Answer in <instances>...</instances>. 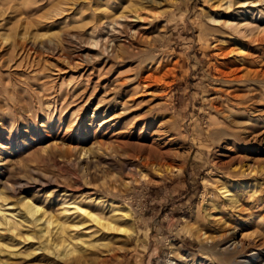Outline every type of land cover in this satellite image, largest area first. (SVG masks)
Returning <instances> with one entry per match:
<instances>
[{
  "label": "rangeland",
  "instance_id": "374dc122",
  "mask_svg": "<svg viewBox=\"0 0 264 264\" xmlns=\"http://www.w3.org/2000/svg\"><path fill=\"white\" fill-rule=\"evenodd\" d=\"M138 1L144 0H0V208L16 213L14 206L26 197L45 208L51 206L47 209L56 214L68 188H73L76 196H84L91 188L127 181L131 182V187L125 188L130 194L129 205L140 214L137 235L127 243L113 239V248L121 249L114 248L107 264H167L169 260L174 264H223L222 258L227 260L225 264H264V202L246 203L244 214L234 217L231 227L235 226L237 233L232 237L243 242V248L218 256L215 243L203 247L198 239L197 228L203 218L197 217V211L201 208L204 213L216 185L246 180L249 177L243 172L252 164L264 172L263 115L258 116V124L254 122L257 134L248 139L221 138L217 132L218 109L224 103L217 79L222 71L247 62L244 55L257 47L247 40L239 47L234 37L207 21L203 10L218 0H148L143 4L163 14L136 26L145 38L142 44L135 40L132 49L143 50V55H121L123 60L107 74L110 80L117 73L127 75L148 63L153 54L158 59L154 71L169 73L166 89L158 90L160 97L146 98L141 111L126 119L144 117L137 128L141 145L119 149L116 156L120 160L114 161V166L103 163L99 169L79 166L70 150L93 141L115 142L109 130L95 134L100 120L91 125L89 115V105L95 100L84 105L89 95L88 91L84 99L81 93L86 81L80 80L79 70L71 62L81 45L79 35L86 40L91 37L89 28L96 15L107 20ZM15 45L13 61L7 66ZM25 46H35L39 58L22 54ZM54 47L62 55H56ZM256 47L255 53L264 57V47ZM102 64L97 61L92 66L100 68ZM48 76L50 90L42 86ZM2 79L13 85L10 99L3 92ZM257 88L264 106V80ZM45 95L49 97L41 102ZM149 108L151 112H146ZM155 114L167 121L166 132H161L158 124L145 125ZM79 127L83 138L78 135ZM52 143L55 146L48 148ZM145 146L152 147L151 153ZM148 158L154 165L146 167ZM131 167L146 175V180L133 182L128 173ZM184 227L190 232L184 233ZM232 237L225 240L228 246L234 242ZM16 241L0 225V250L6 249L0 252L1 259L47 264L43 254L26 256L30 250ZM17 250L23 254H11Z\"/></svg>",
  "mask_w": 264,
  "mask_h": 264
},
{
  "label": "bare ground",
  "instance_id": "6f19581e",
  "mask_svg": "<svg viewBox=\"0 0 264 264\" xmlns=\"http://www.w3.org/2000/svg\"><path fill=\"white\" fill-rule=\"evenodd\" d=\"M148 2V0L131 2L119 15L110 19L109 16L106 17L109 20L105 18L101 20L102 18L96 15L93 25L88 27L91 37L86 40L79 35L81 45L71 62L79 70L80 80L86 81V88L81 91L84 99L89 91L84 105L92 99L95 100L94 105L92 103L89 105L91 125L100 120L97 123L98 129L95 130V134L98 130H109L115 137V142L112 143L93 141L89 146L77 145L70 149L79 166L95 169H99L103 163L114 166V161L120 160L116 156L119 149L127 145H141L138 141L140 135H137V128L144 122V117L133 118L129 121L126 119L141 111L146 98L152 101L160 97L158 90L166 89L164 83L169 73L164 71L163 75H159L154 71L156 69H153V66L158 61L154 54L149 58L148 63L141 64L138 69H132L127 75L117 73L112 80L107 77L114 65L123 60L121 55H143V50L132 49L135 40L141 41L142 44L145 38L136 26L163 16L160 12H155L143 5ZM203 11L207 21L219 26L218 30L221 29L229 33L232 38L234 37L235 44L239 47H242L243 40L257 45L255 47L258 49L264 47V23L261 22L264 19L261 16L264 13V0H218L212 2ZM86 26L81 28H87ZM99 30L106 31L95 36ZM127 42L130 45H127ZM255 47L244 55L243 60L247 62L229 71H222L217 79L220 85L219 96L224 102L222 108L218 109L217 132L221 138L236 140L237 137L242 136L248 139L254 133L257 134L254 122L259 123L258 116H264L263 99H260L262 94L257 88L264 80V57L255 53L257 52ZM16 48L17 45L11 47L7 66L13 61L12 55L15 54ZM54 48L56 55H62L59 54L58 47ZM20 52L25 56H30L33 60L40 56L35 46H25ZM1 55L0 47V57ZM132 57L135 58V56ZM97 61L103 63L102 67L92 66ZM50 78L48 76L42 81L44 83L42 86L48 87V90L51 89V82L48 81ZM12 86L10 81L2 79L3 92H6L8 96L6 99L12 97ZM49 95H45L44 98L42 96L41 102ZM151 110L152 108H149L146 112H151ZM166 122L163 117L160 118L158 114H155L148 122H145V125L158 124V129L166 132ZM81 129L82 127H79L78 135L83 138L85 136ZM47 146L50 148L55 144ZM146 148L149 153L153 150L152 147ZM144 164L149 167L151 164L154 165V162L148 158ZM245 172L243 173L249 177L248 180L232 179L234 181L226 182L223 180L224 182L220 184L217 181L219 185H216L213 193L211 192L209 202L204 207V213L200 211L201 208L197 211V217L203 218L197 228L198 239L203 247H206L205 244L215 243L216 246L213 244L216 249L215 254L218 256L230 250L237 251L239 247L243 248V242H238L232 237L237 233L235 226L231 227L234 217L244 214L246 203L264 202V177L261 178L260 175L263 171L258 165L252 164ZM128 173L133 175V182L146 180V175L135 167L129 168ZM129 187H131V182L127 181L108 183L102 185L101 188H91L92 191L84 196H76L77 192L73 188H68L58 202L59 207L56 214L47 209L51 208L50 205L45 208L44 205L41 206L30 198L22 197L21 204L14 206L18 210L16 213H9L0 208V225L10 231L18 243H25L26 250H30L27 251L26 256L43 254L44 259H47V264H107L116 247L112 246L113 239H120L121 243L131 242L132 238L137 235L135 225L140 214L129 205L130 194L125 189ZM183 232L189 233L190 230L184 227ZM228 237H232L230 241L234 240L230 246L227 245L228 242H225ZM116 248L121 249V246ZM0 252H6V249H1ZM17 252L19 251H13L11 254L15 256L23 254L22 251ZM221 260L223 264L227 261L223 258ZM0 263L15 264L9 263L8 259H1V255ZM167 264H174V262L169 260Z\"/></svg>",
  "mask_w": 264,
  "mask_h": 264
}]
</instances>
